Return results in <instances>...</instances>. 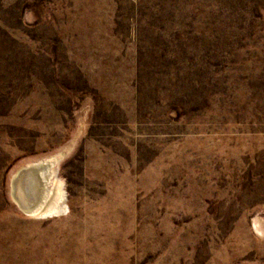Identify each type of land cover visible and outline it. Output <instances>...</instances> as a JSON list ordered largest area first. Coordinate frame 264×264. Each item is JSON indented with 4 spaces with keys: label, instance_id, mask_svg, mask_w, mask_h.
<instances>
[{
    "label": "rangeland",
    "instance_id": "obj_1",
    "mask_svg": "<svg viewBox=\"0 0 264 264\" xmlns=\"http://www.w3.org/2000/svg\"><path fill=\"white\" fill-rule=\"evenodd\" d=\"M0 264H264V0H0Z\"/></svg>",
    "mask_w": 264,
    "mask_h": 264
},
{
    "label": "bare ground",
    "instance_id": "obj_2",
    "mask_svg": "<svg viewBox=\"0 0 264 264\" xmlns=\"http://www.w3.org/2000/svg\"><path fill=\"white\" fill-rule=\"evenodd\" d=\"M45 174L46 170L42 168L40 163H37L20 169L14 178L15 200L29 214L38 215L47 212L59 214L66 210L65 203L60 195H55L56 197L52 203L43 208L49 190L47 189L48 178Z\"/></svg>",
    "mask_w": 264,
    "mask_h": 264
}]
</instances>
